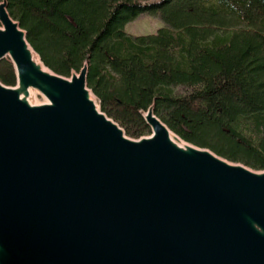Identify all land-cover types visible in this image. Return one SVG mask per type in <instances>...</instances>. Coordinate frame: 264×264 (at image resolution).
<instances>
[{"label": "water", "instance_id": "1", "mask_svg": "<svg viewBox=\"0 0 264 264\" xmlns=\"http://www.w3.org/2000/svg\"><path fill=\"white\" fill-rule=\"evenodd\" d=\"M0 1V264H264V169L143 112L139 138L60 74ZM42 98V99H40Z\"/></svg>", "mask_w": 264, "mask_h": 264}, {"label": "trees", "instance_id": "2", "mask_svg": "<svg viewBox=\"0 0 264 264\" xmlns=\"http://www.w3.org/2000/svg\"><path fill=\"white\" fill-rule=\"evenodd\" d=\"M9 11L56 72L88 61L89 86L129 136L151 133L142 111L156 101L186 140L264 169V0H9ZM142 13L165 26L130 35ZM15 78L2 60L0 80Z\"/></svg>", "mask_w": 264, "mask_h": 264}, {"label": "rangeland", "instance_id": "3", "mask_svg": "<svg viewBox=\"0 0 264 264\" xmlns=\"http://www.w3.org/2000/svg\"><path fill=\"white\" fill-rule=\"evenodd\" d=\"M149 1L156 2L160 0ZM163 26H165V23L160 16L152 15L149 13H142L135 20L129 22L125 26V30L132 36H139L145 34H155Z\"/></svg>", "mask_w": 264, "mask_h": 264}]
</instances>
